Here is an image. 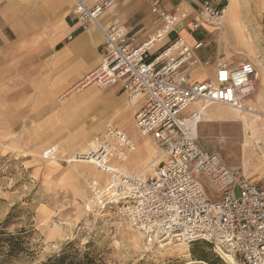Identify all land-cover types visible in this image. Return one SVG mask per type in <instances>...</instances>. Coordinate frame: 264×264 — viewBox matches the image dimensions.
<instances>
[{
  "label": "built area",
  "instance_id": "built-area-1",
  "mask_svg": "<svg viewBox=\"0 0 264 264\" xmlns=\"http://www.w3.org/2000/svg\"><path fill=\"white\" fill-rule=\"evenodd\" d=\"M71 1L76 31L95 27L103 36L100 62L78 87L118 86L129 99H143L134 126L163 155L147 177L119 171L116 165L135 152L136 143L106 123L93 135L94 146L85 154L106 175L105 183L94 178L86 182L90 211L125 222L150 248L207 242L226 264H264V183H253L242 171L231 169L216 150L202 149L193 131L199 115L211 104L255 113L247 103L257 87L255 65L244 58L235 64L221 57L200 60L201 41L188 44L177 36L164 43L188 19L178 7L164 10L151 1L159 27L148 39L133 43L118 21L101 25L116 0ZM227 2H202L195 10L192 30L217 25ZM155 45L160 47L153 51ZM197 66L212 67L213 73L203 81H192L188 70ZM196 105L198 109L186 118V110ZM201 178L210 186V194Z\"/></svg>",
  "mask_w": 264,
  "mask_h": 264
},
{
  "label": "rangeland",
  "instance_id": "rangeland-1",
  "mask_svg": "<svg viewBox=\"0 0 264 264\" xmlns=\"http://www.w3.org/2000/svg\"><path fill=\"white\" fill-rule=\"evenodd\" d=\"M37 1L0 0V7L21 14ZM231 10L236 25L231 23V29L224 28L225 25L212 27L225 48L227 61L235 64L240 59H249L255 65L259 79L264 71V0H232ZM236 27L240 28L239 33ZM13 104H16L15 100L3 90L0 93V232L8 233L13 239L11 245L0 243V264H40L68 242H74L79 249L91 243L100 251L106 264H208L199 260V256L226 264L207 242L150 248L125 222L92 213L86 202V182L95 176L100 183H105L106 175L102 173L103 181L101 173L80 162L82 156L74 155V152L81 150L79 154H82L95 131L88 129L84 136L82 132L76 137L73 133L60 136L61 133L55 132L28 131L32 125L23 121L22 111ZM231 113L233 116L234 112ZM245 116L250 123L247 129L238 123L248 138L244 134L239 139H222L215 149L230 168L242 171L253 183L263 184L264 145L258 138L264 126L258 120L256 127L252 118ZM126 130L128 136L136 134L135 137L140 139L134 126H128ZM71 134L74 140H67V143L74 147L72 151L65 148L62 153L59 148L58 153L45 155L56 150L55 141L66 140ZM142 140L144 147L136 146L135 152L121 163L120 168L133 173L140 162L134 160L138 151L142 149L141 153H144L146 149L145 154L152 151V161L145 162L134 172L147 177L150 166L163 157L151 140ZM80 146L83 147L79 150ZM200 180L210 194L207 181Z\"/></svg>",
  "mask_w": 264,
  "mask_h": 264
},
{
  "label": "crops",
  "instance_id": "crops-1",
  "mask_svg": "<svg viewBox=\"0 0 264 264\" xmlns=\"http://www.w3.org/2000/svg\"><path fill=\"white\" fill-rule=\"evenodd\" d=\"M97 1L102 0H91L90 4ZM151 1L164 10L178 7L188 13L183 27L171 33L164 43L177 36L184 38L188 44L201 41L203 47L198 51L200 60L214 61L221 57L227 61L225 48L212 26L203 25L196 30L191 27L195 10L202 2L218 5L226 0H116L102 18L101 25L107 27L112 20H116L133 43L142 42L155 34L160 24L159 21L155 22L156 15L151 11ZM73 12L71 0H39L21 14L13 10L4 11L0 7V93L5 90L15 100L16 104L13 105L22 111V117L25 118L23 121L32 125L28 131H37L39 134L55 132L61 133L60 136L73 133V137H76L82 132L81 135L84 136L88 129L95 131L94 135L106 123H111L128 133L126 128L134 126V114L144 100L138 96L129 101L127 94L118 86L106 89H98L94 85L78 87L79 82L100 62L99 47L103 36L95 27L85 32L76 31ZM229 24L224 28L231 29ZM230 32L233 34L232 30ZM70 34L73 35L72 38L67 39ZM159 47L155 45L153 51ZM206 70H209L208 74ZM212 73V67L197 66L188 70L192 81H203ZM263 73L262 70L255 93L247 99L256 113L249 115L256 127L258 120L264 126ZM197 109L198 107H189L185 117H189ZM231 112L224 106L205 107L193 125L194 134L202 149L216 150L222 139H239L244 134L248 138L246 132L242 133L243 126L245 130L250 125L246 114L234 112L232 116ZM135 135L131 134L129 137L138 148L144 147L142 138H136ZM71 136L72 134L66 140L55 141L54 146L57 148L53 153H58L59 148L62 153L65 148H74L71 143H67V140L72 139ZM259 141L264 145V127ZM145 150L144 153H141L142 149L138 151V157L134 159L140 161L137 168L152 161V151L148 150L145 154ZM80 152L75 151L74 155ZM71 154L72 152L69 153ZM231 169L236 170L233 167ZM134 171L132 172L135 173ZM102 180L104 181L103 175Z\"/></svg>",
  "mask_w": 264,
  "mask_h": 264
},
{
  "label": "trees",
  "instance_id": "trees-1",
  "mask_svg": "<svg viewBox=\"0 0 264 264\" xmlns=\"http://www.w3.org/2000/svg\"><path fill=\"white\" fill-rule=\"evenodd\" d=\"M0 243L12 244L10 240L13 236L8 233L0 232ZM199 242H194L195 244ZM190 244V245H191ZM199 260H202L208 264H222L220 260L211 261L204 256H199ZM40 264H106L103 256L98 249H95L91 243H87L83 249H79L75 246L74 242H68L65 244L56 254L48 257Z\"/></svg>",
  "mask_w": 264,
  "mask_h": 264
},
{
  "label": "bare ground",
  "instance_id": "bare-ground-1",
  "mask_svg": "<svg viewBox=\"0 0 264 264\" xmlns=\"http://www.w3.org/2000/svg\"><path fill=\"white\" fill-rule=\"evenodd\" d=\"M231 3H232V0H228L226 6H225V8H224L223 15H222V17L220 18V20L218 21V24L215 25V27H218L219 25H227V24H229V21H230V24L232 23V24L236 25L235 22L233 21L234 18H233V13H232V10H231ZM230 24H229V25H230ZM239 29H240V28L236 27V32H237V33H239ZM250 52H251V51H250ZM248 60H249V59H248ZM128 100H129V101H133V100H135V98H131V99L128 98ZM231 111H233V112H235V113L238 112L237 114L241 113V112L236 111V110H231ZM242 114H244V113H242ZM247 115H256V113L247 114ZM136 131H137V130H136ZM137 133H138V132H137ZM138 135H139V134H138ZM139 136H140V135H139ZM140 137L143 138V139H146V140H149V141H150L149 138L142 137V136H140ZM91 146H92V147H91ZM93 146H94V144L91 145V143H89L87 149L84 150V151L82 152V154L77 153V156H82V157H79V158H80V159H79L80 162H82V163H84V164H86V165H88V164L91 165L92 161L89 160L90 157H89V156H85V154L87 153L86 151L88 150V148L91 149V148H93ZM161 155H162V153H161ZM162 157H163V155H162ZM125 160H127V159H125ZM125 160H124V161H125ZM124 161H123V162H124ZM123 162H121V163H123ZM121 163H119L118 165H116L119 171H122V169L120 168ZM91 166H92V165H91ZM151 166H154V165H151ZM151 166H150V169H149V170H151ZM145 168H146V166H144V169H145ZM96 170H97V169H96ZM140 170H141V169H140ZM97 172H98V170H97ZM99 172H100V171H99ZM139 172H140V171H139ZM100 173H101V172H100ZM135 174H136V173H135ZM137 175H138V174H137ZM224 257H225V256H224ZM225 261H226L227 263H231V259H230V258H226V257H225Z\"/></svg>",
  "mask_w": 264,
  "mask_h": 264
}]
</instances>
